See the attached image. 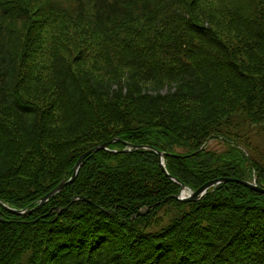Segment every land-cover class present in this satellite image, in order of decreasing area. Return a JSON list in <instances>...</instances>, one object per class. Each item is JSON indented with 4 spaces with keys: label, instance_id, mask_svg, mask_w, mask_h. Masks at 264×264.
<instances>
[{
    "label": "trees",
    "instance_id": "16d2710c",
    "mask_svg": "<svg viewBox=\"0 0 264 264\" xmlns=\"http://www.w3.org/2000/svg\"><path fill=\"white\" fill-rule=\"evenodd\" d=\"M238 113L264 123V0H0V201L111 142L0 206V264H264V194L167 200L264 189Z\"/></svg>",
    "mask_w": 264,
    "mask_h": 264
},
{
    "label": "rangeland",
    "instance_id": "374dc122",
    "mask_svg": "<svg viewBox=\"0 0 264 264\" xmlns=\"http://www.w3.org/2000/svg\"><path fill=\"white\" fill-rule=\"evenodd\" d=\"M56 129L60 131L59 128ZM220 131L225 137L233 139L237 145L246 150L250 157L264 164V123L251 124L242 114L238 113L231 117V124L222 126ZM204 148L215 153L226 151V146L218 139L208 140ZM175 215V210L169 206L159 210L155 216L161 220V225H166Z\"/></svg>",
    "mask_w": 264,
    "mask_h": 264
},
{
    "label": "water",
    "instance_id": "95a60500",
    "mask_svg": "<svg viewBox=\"0 0 264 264\" xmlns=\"http://www.w3.org/2000/svg\"><path fill=\"white\" fill-rule=\"evenodd\" d=\"M116 141H119V140H116ZM110 144H111V142L104 143L102 145H99L97 147H94V148L86 151L83 155H81L79 157L77 163L74 165L73 174H72L71 178L69 180H67V181H62L53 190H51L45 196L40 198V200L37 203L33 204V205H35L33 208L17 211V210L9 209L1 201H0V206L3 207L4 209H6L7 211H9L12 214H15V215H18V216L19 215L20 216H29L32 212L38 210L43 205H45V203H47L51 197H54L56 194L60 193L64 189L65 186L70 185L75 180V178L77 176V173H78V171L81 168L83 160L88 155H90L91 153L97 152V151L107 150V147ZM124 145L127 148H129V149H144V148H148V147H144V146H132V145L127 144V143H124ZM155 152L157 153V155L159 157V164H160V167H161L162 171L165 173V175H167L170 179H172V181H174L175 183H178V181L176 179L171 178L169 176V174L167 173V171L165 169V166H164V163H163V154L161 152H157V151H155ZM227 182H236V183H239V184H241V185H243L245 187L251 188L252 190L259 191L260 193L264 194V189L257 187L254 183H250L248 181H242V180L220 178V179L212 180V181H209V182L205 183L203 186H201L196 191H191L190 189H188L184 185H180V190H179L178 194L176 196L168 198L167 200L174 199L177 202H195V201H199L207 193V191L209 189H211L212 187H214V186H216L218 184H221V183L224 184V183H227Z\"/></svg>",
    "mask_w": 264,
    "mask_h": 264
}]
</instances>
